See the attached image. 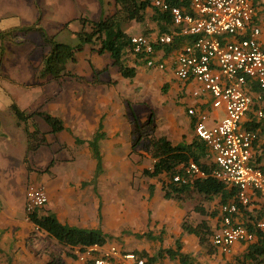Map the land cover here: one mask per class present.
Instances as JSON below:
<instances>
[{
	"label": "rangeland",
	"instance_id": "obj_1",
	"mask_svg": "<svg viewBox=\"0 0 264 264\" xmlns=\"http://www.w3.org/2000/svg\"><path fill=\"white\" fill-rule=\"evenodd\" d=\"M92 1L89 0V2ZM99 2L102 9L97 15L95 8L89 9L87 1L82 4L80 0H0V112L5 109L10 111L9 106L12 103H17L24 109L28 107L30 111L46 110L49 101L59 94L63 84L67 85L68 81L72 83L76 77H87L85 76L86 72L84 75L78 74L81 72L82 66L104 65L103 60H107L108 56L96 57L93 61L94 56L84 57L89 56L84 50L77 54L79 58L77 63L68 64L71 68L68 70L75 78L40 77L43 59L50 51V46L44 40L43 35L56 36L59 41L71 45L76 44L78 39L72 30L81 25L79 21L72 20L74 17L86 14L94 19H100L117 10L114 0H99ZM151 15L152 11L150 10L149 19H151ZM69 20L72 22L65 28L66 22ZM134 24H136L134 21H130L125 25ZM29 26L34 29L26 30ZM104 69L106 70V68ZM101 74H104L105 77L107 73L102 71ZM64 80L68 81L64 82ZM120 86L124 88V84ZM86 106L87 104L82 103L80 111H85ZM146 108V105L142 103L138 106L136 113L144 112ZM0 115L7 123L5 115L3 113ZM11 117H14L13 113ZM41 123L48 127V124L42 119ZM136 128L139 130H136L135 133L137 137L141 136V138L137 140L135 136L132 146L121 145L114 151H108L103 150L100 143L104 159V169L101 174L99 173L100 175L97 173V165L89 145L87 143L77 144L71 133H66L65 138H54L49 135L48 138L53 143L42 145V148L36 152H28L26 149L28 143L26 144L23 140L22 146L26 150L23 165L20 167L19 163L11 162V171H9L8 165L6 167L7 174H15L23 178L22 184L25 191L31 182L45 186L47 189L46 184L39 180L37 182L35 177L38 175V178L41 179L43 175H47L44 170L52 157L55 156L56 167L51 169L53 173L49 175L53 189L52 193L47 189L49 201L42 211L47 209L51 198L54 206L60 209L61 216L64 217L65 212L68 211V202H75L79 198V201L84 203L88 210V221L83 223L84 216L76 214L73 216L74 221L68 217L71 222L85 228L98 226L113 236L109 243L115 241L127 249L145 251L147 254L158 256L161 250L175 245L180 228L174 221L163 226L162 213L159 216L155 213L153 215V209H150L152 205L149 202L150 199H147L148 186L150 182H159L158 179L150 180L142 174L143 168L152 167L154 163L149 136L151 128H147L144 124H137ZM21 133L22 138H26L25 132L21 131ZM129 138L130 135L127 134L126 139L129 140ZM8 186L10 187L11 184ZM183 204L188 209L184 219L190 224H196L201 220L202 213L198 212L195 207H207L209 201L200 195H194L183 201ZM26 206L23 208L24 214H18L14 218L13 216L0 215L3 225L7 226L10 221L17 219L21 222L23 217L24 220L28 218ZM167 208L168 205L161 207L160 212L166 213ZM3 217L5 218L3 219ZM167 221L169 220L167 219ZM38 234L40 240L35 248L38 251L30 250V247H24L23 244L19 246L22 241L20 238H15L11 246H8L9 242H4L0 238V242L2 241L0 264H33L24 257L30 252L34 253L33 259L37 258V264H45L46 260L51 258L54 260L62 257L69 258L70 249L63 247L43 232H38ZM183 242L186 249H194L199 241H196L195 244ZM45 252L48 255L43 257L42 254ZM163 257L164 255L161 254L158 256L159 259H163ZM238 264L251 263L246 261L243 263L241 260ZM255 264H264V261Z\"/></svg>",
	"mask_w": 264,
	"mask_h": 264
},
{
	"label": "crops",
	"instance_id": "obj_2",
	"mask_svg": "<svg viewBox=\"0 0 264 264\" xmlns=\"http://www.w3.org/2000/svg\"><path fill=\"white\" fill-rule=\"evenodd\" d=\"M80 1H82V4L87 1V4H89V9L95 8L97 15L100 14V10L102 8L99 0H93L92 2H89V0ZM150 10L152 11L151 8L149 9V12ZM85 15L86 14H82L81 16ZM86 16L90 19H94L93 17H89V15ZM78 17H74L72 20L75 21ZM134 22L136 24L129 26L125 25L124 27L125 31L130 35L141 33L145 34L147 30L149 31V34L152 38H156L160 34L156 22H154L152 19L147 18L144 23L137 21ZM81 28L82 26L73 29L72 32L74 35H76V33ZM260 39L264 48V29ZM192 41L193 40H188L187 36L180 37L176 42L175 47L169 52L165 49L166 47H158L157 57L167 62V66L164 69L149 67L144 61H140L138 58H134L135 61L132 57L126 58V64L131 67H135L137 70V75L134 78L124 77L119 71L118 67L113 65L109 54L100 55L96 51H93L91 46L87 45L84 52L89 56L84 57L90 58L94 56L93 61H95L96 57L101 58L102 56H108V59L103 60V66L93 67V64L90 66L88 65V67L82 66L80 68L81 72L78 74L84 75L86 72L85 76L87 77L83 80L74 79L72 83L68 80H64V82L68 81L67 85L63 84L59 94L55 95L53 99L49 101V106H47L46 110L49 113L64 120L65 129L63 131L57 134L49 133L50 126H43L41 123V119H44L38 116L35 117L38 127L42 132H45V138L47 141V144L45 145L53 143V141L48 138L49 135L54 136V138H65L66 133H71L73 135V140L77 144L80 143L77 142L76 138H80L84 140L83 143H87L89 145L88 141L97 133L101 123L103 124V131L106 132L107 136L100 143L103 150L108 151H114L121 147V145L132 146V140L135 139V136L137 140L140 139L141 136L137 137L135 133L136 130H139V128H136L137 124H144L147 128H151L149 131L152 133L149 136L157 138L165 137L173 145L182 143L188 144L192 143L197 138L201 139L196 132L197 116L191 115L188 110L190 108H196L198 112H207L209 116L208 124L214 125L224 117L225 108L214 107L213 95L210 92L203 90L200 82L194 79L182 80L178 78L175 73L177 51L185 44L191 43ZM68 68L71 69L70 66H68ZM104 68H106V70L103 72L108 74H106L105 77L103 76L104 74H101L100 72ZM122 84H124V88H121L120 85ZM255 86L258 87L259 91L254 89ZM246 88L249 94L252 96L254 104L244 118L242 127L258 130L260 133V138L256 142L253 150L252 159L255 160L257 154H261L264 150V118H259L257 116V111L264 109V95L262 93L264 90H262L258 83L253 79L248 81ZM196 91L199 92L198 95H195ZM82 103L87 104L85 111H80ZM142 103L146 105V110L141 113H136L138 106ZM9 109L11 112L6 111V109L0 112L3 113L7 118L6 123L5 120H3V117L0 115V215H8L10 217L13 216L14 218L18 214H24L23 208L27 204V189L29 185L34 182H31L25 191L24 185L22 184L23 178L18 177L15 174H7L6 167L8 165L9 171H11V162L19 163V166L22 167V162L25 160L24 153L26 151L23 149L22 142L25 141L26 144L28 143V147L26 145L28 152H36L42 148V146L36 150L29 149V139L25 130V124H19V120L11 109V105L9 106ZM25 110L30 111L28 107L25 108ZM12 113L14 114V117H11ZM29 126H31L30 123ZM30 129H32V127H30ZM21 131L26 133H24L26 138H22ZM127 134L130 135L129 140L126 139ZM89 148L92 153L90 145ZM95 162L97 165L96 159ZM206 162L208 165H210L211 169L216 166L214 154L211 149L209 150V155ZM259 165H263L262 167H264V160ZM54 167H56L55 156L52 157L44 170V173L47 175H43L41 179L38 178V175L35 177L36 181L39 180V182L46 184L50 193H52L53 187L51 185L49 175L53 173L51 169ZM164 177L165 175L158 178L147 177L150 180H159V184L156 181L150 182L148 186L149 192L147 199H150L149 202L152 205L150 209H153V215L155 213V215L159 216L162 213L161 220L163 226H165V224L168 222L172 223V221L179 225L180 233L178 234L176 242L178 239H180L183 246L182 250L185 253L194 256L196 258L197 264H238L241 260L243 263H245L244 254L250 242H238L233 245L230 252H223L219 247L214 245L212 241V236L221 227L223 216L225 214L223 212L224 204H221V197L217 196L214 199L207 200L209 201V205L207 207H202H205L204 209L208 213H202L201 220L196 224H192L197 226L204 221L206 222L208 228L212 231V234L209 235L207 241L202 244L200 242V238L197 235L186 232L182 227L183 221L185 220L184 217L188 213V209L184 207L185 205L183 204V201L166 199L164 197V192L162 190ZM8 184H11V186L9 187ZM227 185L229 187L234 186L231 184ZM151 186H153L152 193ZM20 194L21 196H19ZM248 195L250 197V205L248 206V210H261L264 205V199L260 196V194L253 189H249ZM65 200L67 201L66 198ZM232 203L236 202L233 201L228 204ZM68 204V211L65 212V216L63 217L59 211L60 209H57L56 206H54L50 198L49 206L45 211H43V213L54 212L62 223L72 226H79L75 222H71V220L74 221L73 216L76 214H81L85 217H83V223L88 221V210L85 208L84 203L79 201V198L75 202H68ZM165 205H168L166 213L162 211L160 212L161 207H164ZM197 207L198 206H196L195 209L198 211ZM212 213H214V215H212ZM68 217H71V220ZM4 218L5 217H3V219ZM23 218H21V222H19L18 219L10 221L7 226L3 225L2 219L0 218V238L4 242H9L8 246H11L15 238H20L22 241L20 242L21 244L19 243V246L23 244L24 247H30V250L34 249L38 251L35 249L36 245L31 243L32 234L38 230L29 217L25 220ZM167 219L169 221H167ZM263 220L264 218L261 221ZM233 222L234 224L244 223V214L242 211H237L235 214L233 213ZM89 228H98V226ZM182 240L187 244L189 242L194 244L196 241L199 242L198 245H196V248H190V250L186 249V246ZM2 241L0 242V245H2ZM113 242L117 243L115 241ZM176 242L174 246H170L168 248H176ZM107 244H109V242ZM13 245L15 246V244ZM120 246L125 250L132 251L123 245ZM70 250L72 253L68 255L69 258L62 257L60 259L65 264H90L88 261H82L78 258L77 252L80 251L78 248ZM33 255L34 253L30 252L29 255H24V257H26L29 262L37 264V258L33 259ZM42 255L44 257L48 254L45 252ZM147 255L150 257L153 256L151 254ZM163 255V259L158 258L151 263L149 262V264H181L179 259H171L166 252H164ZM51 260H53V258L50 260L47 259L45 264H48V262Z\"/></svg>",
	"mask_w": 264,
	"mask_h": 264
},
{
	"label": "built area",
	"instance_id": "obj_3",
	"mask_svg": "<svg viewBox=\"0 0 264 264\" xmlns=\"http://www.w3.org/2000/svg\"><path fill=\"white\" fill-rule=\"evenodd\" d=\"M152 5L170 11L178 34L195 36L176 53L175 73L182 80L194 79L203 90L210 92L214 107H224V117L214 125L208 124V113L190 108L197 116L196 132L212 150L216 166L211 174L218 180L239 188L238 200L248 204V190L253 189L264 199V167L250 163L253 150L260 138L258 130L242 127L254 100L247 91L248 81L255 80L264 90V48L261 35L264 13L253 0H186V6H170L165 0H150ZM259 15V16H258ZM174 35L163 33L156 38L146 34L131 36L127 58H138L152 68L164 69L167 62L157 57L158 47L171 44ZM135 58V59H134ZM199 92L196 91L195 95ZM264 118V109L257 111ZM207 175L195 161H190L183 173L174 180L188 182ZM49 201L45 186L30 184L27 189V211L43 208ZM238 204L223 206L225 213L221 227L212 241L223 252H230L238 242H253L256 234L242 224H234L233 213ZM264 228V220L258 223ZM82 261L94 264H149L148 258L136 251L125 250L118 243L94 245L78 251Z\"/></svg>",
	"mask_w": 264,
	"mask_h": 264
},
{
	"label": "trees",
	"instance_id": "obj_4",
	"mask_svg": "<svg viewBox=\"0 0 264 264\" xmlns=\"http://www.w3.org/2000/svg\"><path fill=\"white\" fill-rule=\"evenodd\" d=\"M170 6L179 5L188 8L186 0H165ZM255 5L259 7V15L264 13V0H253ZM117 10L98 20L90 19L86 16L77 18L82 28L76 33L78 42L71 45L56 39V36L48 37L43 35L44 40L50 46V51L43 59V66L40 70V77L50 76L52 79L75 78L68 70L69 63H77L79 52H83L87 45L91 46L93 51L100 55L109 54L113 65L117 66L121 74L126 78H134L137 75L135 67L126 64L125 59L128 55V48L131 47V36L128 34L124 25L130 21L144 23L148 18L149 9H152L151 19L156 22L159 35L163 33H171L174 35V41L163 47L169 52L175 47L176 42L180 37L178 34L175 22L169 10L152 5L150 0H115ZM258 15V16H259ZM72 22L66 23L65 28ZM33 27H28L26 30H33ZM150 36L149 31L145 32ZM188 40H194L195 36H187ZM161 47V45H157ZM105 70V69H104ZM101 70L100 72L104 71ZM75 79L83 80L84 78L76 77ZM259 91L258 87H254ZM264 95V91L262 92ZM15 116L19 120V124H25V130L29 139V149L36 150L42 145L47 144L45 132H42L35 121V117L43 118L50 126V132L57 134L65 129L64 120L58 116L49 113L46 110L39 109L27 111L22 109L17 103L11 104ZM29 123L31 126H29ZM32 127V129H30ZM152 132H150L151 134ZM107 136L103 131V124L97 133L88 141L94 158L97 161V173L101 174L103 168V155L100 149V142ZM77 142L83 143L84 140L76 138ZM151 153L154 159L151 168H144L143 174L147 177L158 178L165 175L162 190L166 199H175L184 201L192 198L194 195H200L205 200L214 199L217 196L221 197V204H228L235 201L238 204V210L244 214V225L249 231L256 234V239L248 244L244 254V261L251 264L261 263L264 261V228L259 227L258 223L264 218V205L261 210H248V204H242L238 200L239 188L237 186L229 187L226 183L218 180L211 174L210 165L206 162L209 155L210 146L203 139H195L192 143H182L173 145L165 137L150 136ZM190 160L197 162L202 169L207 173L205 177L196 178L188 182H178L174 177L178 173H183L184 168ZM264 160V150L261 154H257L255 160L251 159L250 163L255 166L262 167L261 162ZM52 165V163H51ZM50 167V166H49ZM49 169V168H48ZM151 186V193L153 192ZM198 211L203 214L208 212L203 207H197ZM235 214V213H234ZM214 215V213H212ZM29 219L34 223L37 232H43L52 239H55L63 247L69 249L78 248L80 251H86L87 248L99 245L103 246L113 239V236L103 231L102 228H85L72 226L62 223L54 212L43 213L42 208L34 211H28ZM183 229L195 234L200 238L203 244L207 241L212 231L208 228L206 222H201L197 226L188 223L186 220L182 224ZM34 232L31 236V243L36 245L40 240L39 234ZM180 239L176 242V248H168L161 250L170 256L171 259H179L181 264H197L196 258L191 254L185 253ZM141 256L148 258L151 263L158 259V256H148L145 251H138ZM72 253V252H71ZM75 256V254H74ZM88 263L94 264L93 260H88ZM48 264H65L62 260H51Z\"/></svg>",
	"mask_w": 264,
	"mask_h": 264
}]
</instances>
